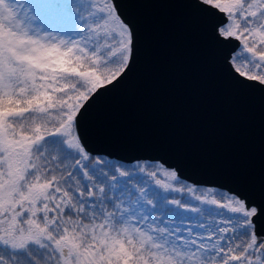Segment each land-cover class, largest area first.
I'll return each mask as SVG.
<instances>
[{"label": "snow or ice", "instance_id": "1", "mask_svg": "<svg viewBox=\"0 0 264 264\" xmlns=\"http://www.w3.org/2000/svg\"><path fill=\"white\" fill-rule=\"evenodd\" d=\"M158 4L264 99V0H0V264H264V192L93 147L92 114L141 63L133 9Z\"/></svg>", "mask_w": 264, "mask_h": 264}, {"label": "water", "instance_id": "2", "mask_svg": "<svg viewBox=\"0 0 264 264\" xmlns=\"http://www.w3.org/2000/svg\"><path fill=\"white\" fill-rule=\"evenodd\" d=\"M133 10L145 26L141 63L92 114L93 147L128 159L164 156L192 179L232 183L259 200L264 99L222 79L190 10Z\"/></svg>", "mask_w": 264, "mask_h": 264}]
</instances>
